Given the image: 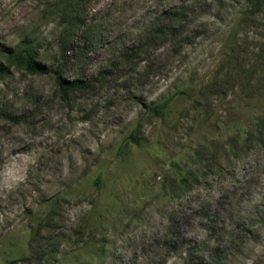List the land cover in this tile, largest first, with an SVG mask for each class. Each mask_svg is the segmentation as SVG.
Returning <instances> with one entry per match:
<instances>
[{"label":"clouds","instance_id":"obj_1","mask_svg":"<svg viewBox=\"0 0 264 264\" xmlns=\"http://www.w3.org/2000/svg\"><path fill=\"white\" fill-rule=\"evenodd\" d=\"M153 29L163 32L153 45L132 61L121 58ZM233 33L247 45L243 68L264 73V0H0V233L11 238L23 228L25 207L43 218L63 200L62 230L107 240L93 264H264V126L255 118L264 117V101L244 107L240 88L217 107L221 120L225 108L236 110L251 134L238 141L235 156L232 124L216 131L196 110L195 120L182 121L194 129L181 131L185 145H223L212 175L201 176L202 163H188L199 185L156 195L157 181L135 203L122 194L116 202L86 187L82 175L110 168L138 125L151 138L144 123L151 111L175 89L208 84ZM193 73L198 78L189 84ZM29 112L35 118L23 119ZM159 131L163 140L169 129ZM150 151L141 145L131 172L152 168ZM188 155L178 150V159ZM218 202L213 221L205 213ZM61 248L71 264L73 245Z\"/></svg>","mask_w":264,"mask_h":264},{"label":"rangeland","instance_id":"obj_2","mask_svg":"<svg viewBox=\"0 0 264 264\" xmlns=\"http://www.w3.org/2000/svg\"><path fill=\"white\" fill-rule=\"evenodd\" d=\"M164 23L165 21L158 22L159 25ZM153 33V37L163 35L162 33ZM228 40L230 42L229 54L225 62L214 71L213 79L202 88L175 89V94L163 101L167 102L164 116H158L151 111V116L144 122L151 130V138L144 135V125H138L136 129L128 133L116 149L110 168H104L103 171H98L91 176L87 171L82 174L86 187L100 196L108 192L111 194L112 200L116 202L120 200V194H122L130 202L135 203L139 200L140 195L150 190L155 191L157 181H159L160 191L156 192V195H167V191L199 185L200 179L188 168V163L200 162L207 169L206 172L201 173V176L212 175L214 167H220L217 153L223 149V145L211 143L192 148L191 144L183 143L181 131L184 135H190L194 131L191 125L185 127L182 123L188 119L195 120V117L191 116V110H196L197 114L204 118L202 121L204 126L216 131L220 130L221 123H224L225 127L232 124L234 135L229 139V143L232 149L231 155H236V150L239 147L238 141H247L251 134L246 131V125L240 122V115L236 110L225 108L224 119L221 120L220 114L217 113V107L223 106V98L228 95L230 90L240 88L241 96L247 101L246 104L241 102L243 106L258 109L261 102L264 101V73L258 74L257 68H243L240 58L247 45L239 42L234 33ZM133 43L137 44V51L129 52L127 55L121 54L122 59L134 60L139 50L144 49L147 45H153L155 40L153 38L146 41L144 36H141ZM72 59L75 60L78 57ZM68 67L71 68V62ZM225 68H228L229 71L225 72ZM222 73L223 75H221ZM197 78L193 73L189 76V84L194 83ZM239 107L238 105L237 109ZM6 118L12 119L14 123L18 122L13 117ZM22 118L34 119L35 113L29 112ZM255 118L264 126V117ZM43 119L44 116H41L40 120ZM36 122L39 123V120ZM153 122L157 128H152ZM165 126L169 131L164 134V139L161 140L159 128ZM142 144L151 146L148 155L151 158L152 168L158 171L145 168L138 172H131L138 166L132 160V156L141 148ZM185 148L190 155L187 156V159H178V150ZM164 165H167V168H164ZM232 175L233 173L229 172L225 178ZM97 177H100V187L95 182ZM208 183L210 182L205 181L206 185ZM165 186H167V190H165ZM113 189H117L119 194L114 193ZM65 202L63 200L54 202L43 218L37 216L32 208L25 207L23 209L25 217V220L22 221L23 228L11 238L0 233V264H68L69 253L61 248V244L65 241L73 245L74 255L71 264H93L96 251L102 248L107 240L104 237L97 239L93 234L85 239L83 229L74 230L71 234L62 230V225L59 223L61 215L59 209ZM222 207L223 204L218 202L215 209L208 207L205 214H210L211 219L216 221ZM121 211L128 215L127 209H121ZM132 215L135 218V212ZM104 219L102 214L97 216L99 223H102Z\"/></svg>","mask_w":264,"mask_h":264},{"label":"trees","instance_id":"obj_3","mask_svg":"<svg viewBox=\"0 0 264 264\" xmlns=\"http://www.w3.org/2000/svg\"><path fill=\"white\" fill-rule=\"evenodd\" d=\"M163 25H160V26L163 27ZM153 32H156L157 34H160V33L163 34V32H157L155 29H154ZM153 32L150 35L144 36V39L146 41H150L151 39H153V35H154ZM166 106H167V102H162L158 106H156L152 111H153L154 114H156L158 116H164ZM95 182L100 187V185H101L100 177H97Z\"/></svg>","mask_w":264,"mask_h":264}]
</instances>
